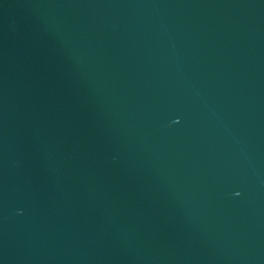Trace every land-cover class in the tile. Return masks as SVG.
Wrapping results in <instances>:
<instances>
[{"label": "water", "instance_id": "95a60500", "mask_svg": "<svg viewBox=\"0 0 264 264\" xmlns=\"http://www.w3.org/2000/svg\"><path fill=\"white\" fill-rule=\"evenodd\" d=\"M0 264H264V0H0Z\"/></svg>", "mask_w": 264, "mask_h": 264}]
</instances>
